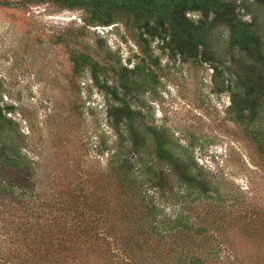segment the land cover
I'll list each match as a JSON object with an SVG mask.
<instances>
[{
  "label": "rangeland",
  "instance_id": "obj_1",
  "mask_svg": "<svg viewBox=\"0 0 264 264\" xmlns=\"http://www.w3.org/2000/svg\"><path fill=\"white\" fill-rule=\"evenodd\" d=\"M7 1L15 4L20 0ZM254 3V0H237V4L248 8L239 9L241 17L246 21L254 18L264 37V5ZM189 16L196 19L198 14ZM81 18L80 11L59 9L50 3L0 6V106L10 126L22 138L20 150L32 162L33 189L27 191L26 200L32 194L52 197L48 193L65 184L72 187L78 175L98 181L114 152L127 156L136 166L141 164V154L129 152L131 143L124 126L111 124L108 97L94 85L87 68L79 74L72 73L68 50L56 41V36L65 33L70 48L90 54L94 51L101 62L114 63L119 59L129 69L143 66L145 71L140 76L150 69L141 61L136 45L122 26L114 23L82 28ZM211 40L216 53L214 64L222 74L215 75L209 63L171 58L158 47L156 40H150L152 54L159 58L152 71L156 77L131 91L127 99L145 125L163 131L173 151L190 164H197L208 180L220 188L219 197L209 192L197 199L200 206L196 213L205 212L209 204L226 209L237 203L230 207L236 210L245 202L248 214L260 213L264 223V167L228 111L233 71H239L244 59L237 52L229 54L225 27L217 28ZM105 77L108 83L117 84L111 72ZM8 108H12L10 112H6ZM262 117L264 125V113ZM149 152L146 160L151 163L153 157ZM160 169L167 179L163 187H148L146 183L142 190L157 207V218L162 221L173 219L181 210L184 201H177L176 197L184 191V186L168 163L160 164ZM138 173L144 180L146 175ZM22 188L19 185L17 192L24 191ZM221 196L224 200L217 201ZM3 204L8 203L0 199V210ZM17 213L20 216V209ZM15 214L9 208L4 212L9 220L15 219ZM125 217L119 216L117 225L128 228L130 223ZM192 219L193 215H188V222ZM2 225L8 229L3 221ZM160 227H164L163 223ZM222 228L227 230L219 238L221 245L217 256L211 259L213 264H264V236L260 241L245 239L231 232L229 222ZM1 229L3 240L7 231ZM154 238L138 243L131 253L135 260L156 257L155 250H151ZM114 243L109 239L96 242L93 248L81 247L76 259L66 253L65 262L114 264L120 256L113 253L119 245Z\"/></svg>",
  "mask_w": 264,
  "mask_h": 264
},
{
  "label": "trees",
  "instance_id": "obj_2",
  "mask_svg": "<svg viewBox=\"0 0 264 264\" xmlns=\"http://www.w3.org/2000/svg\"><path fill=\"white\" fill-rule=\"evenodd\" d=\"M254 2L256 6L264 5V0ZM14 3L0 0V6L4 7L50 3L59 9L80 11L82 28L120 25L150 70L140 76L145 71L143 66L129 69L119 59L114 63L101 62L94 51L90 54L70 48L65 33L56 36V41L68 50L72 73L79 74L84 68L89 70L94 85L108 97L107 114L112 126L117 123L124 126L131 143L129 152L136 151L142 158L140 166H136L127 156L114 152L98 181L78 175L72 187L65 184L48 193L52 197L32 194L25 199L27 191L33 189L30 185L32 162L20 150L22 138L10 126L0 106V199L8 203L0 210V224L3 221L8 226V229L3 225L0 228L7 231L4 239L0 238V264H67L66 253L76 259L81 247L93 248L96 242L109 239L119 243L118 252L113 253L120 256L114 264L137 261L138 264H213L211 259L217 256L219 238L227 230L222 226L227 222L231 223V232L245 239L258 240L264 236L260 213L248 214L245 202L236 210L230 207L237 203L226 209L209 204L205 212L196 213L200 206L197 199L209 192L219 197L220 188L208 180L197 164L179 157L163 131L145 125L127 99L131 91L156 77L152 71L159 58L153 56L150 40H156L158 47L171 58L209 63L215 75L222 74L214 64L216 53L212 49L211 34L225 27L229 54L237 52L244 59L239 71H233L229 115L240 126L241 135L252 144L264 167V37L254 18L246 21L241 17L239 9L245 7L247 11L246 5L240 6L237 0H20ZM190 13H197L198 17L194 19ZM108 72L115 76L117 84L108 83L105 77ZM148 150L153 157L151 163L146 160ZM164 162L183 183L184 191L176 200L183 199L186 206L182 204L173 219L160 221L157 207L142 188L146 183L148 187H163L167 179L160 164ZM139 171L146 175L144 180ZM19 185H23L24 191L17 192ZM223 200L221 196L217 201ZM8 208L16 213L15 219L5 217ZM182 210L189 214L184 215ZM188 215H193L189 222ZM119 216H124L130 227L117 225ZM151 237H155L151 250H155L156 257L135 260L131 254L133 249Z\"/></svg>",
  "mask_w": 264,
  "mask_h": 264
}]
</instances>
